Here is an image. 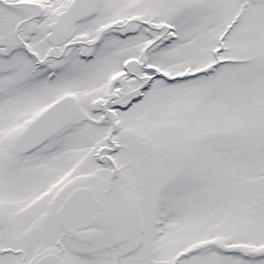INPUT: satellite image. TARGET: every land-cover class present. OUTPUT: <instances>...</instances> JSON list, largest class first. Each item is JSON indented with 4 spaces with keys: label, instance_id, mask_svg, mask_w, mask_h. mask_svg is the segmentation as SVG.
<instances>
[{
    "label": "snow or ice",
    "instance_id": "6c2138e0",
    "mask_svg": "<svg viewBox=\"0 0 264 264\" xmlns=\"http://www.w3.org/2000/svg\"><path fill=\"white\" fill-rule=\"evenodd\" d=\"M0 264H264V0H0Z\"/></svg>",
    "mask_w": 264,
    "mask_h": 264
}]
</instances>
